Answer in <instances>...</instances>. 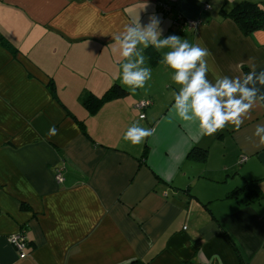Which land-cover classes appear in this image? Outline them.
I'll return each mask as SVG.
<instances>
[{
	"label": "crops",
	"instance_id": "0c3cea01",
	"mask_svg": "<svg viewBox=\"0 0 264 264\" xmlns=\"http://www.w3.org/2000/svg\"><path fill=\"white\" fill-rule=\"evenodd\" d=\"M242 2L264 11V0H0V264H264V147L253 135L264 100L238 130L194 139L172 110L178 86L161 52L140 46L152 76L133 92L113 50L125 25L155 17L162 35L207 49L208 79H243L264 70V30L246 36L223 17ZM178 16L200 25L182 30ZM111 89L125 94L94 114L82 105ZM136 122L153 135L133 145L123 136ZM192 148L204 163L189 161ZM254 180L259 198L228 197ZM19 232L24 257L10 244Z\"/></svg>",
	"mask_w": 264,
	"mask_h": 264
},
{
	"label": "clouds",
	"instance_id": "9594fccd",
	"mask_svg": "<svg viewBox=\"0 0 264 264\" xmlns=\"http://www.w3.org/2000/svg\"><path fill=\"white\" fill-rule=\"evenodd\" d=\"M160 24L159 18L153 17L144 26L125 25L113 37L116 46L113 50L124 61L120 65L122 85L135 92L151 79L152 69L146 65L140 46H152L161 52L160 62L170 70L171 80L178 86L172 110L179 120L196 126L194 139L211 136L226 126L238 130L257 99L264 100V94L258 97L256 86H264V70L259 73L251 70L243 79L217 75L213 82L208 79L207 49L175 34L162 35ZM48 134L55 136L56 127H51ZM152 135V129L136 122L127 129L123 139L136 145ZM253 135L258 138L259 146L264 147V123L256 125Z\"/></svg>",
	"mask_w": 264,
	"mask_h": 264
},
{
	"label": "trees",
	"instance_id": "16d2710c",
	"mask_svg": "<svg viewBox=\"0 0 264 264\" xmlns=\"http://www.w3.org/2000/svg\"><path fill=\"white\" fill-rule=\"evenodd\" d=\"M258 3L242 2L231 8L229 11L221 10L223 17H227L234 21L241 32L249 36L254 32L264 30V11ZM123 92H119L117 89H111L102 98H95L92 95H86L81 99L82 105L90 111L92 114L97 112V110L107 101L124 95ZM187 158L191 162H201L204 163L207 158V151L199 148H192ZM244 196L249 199V202L253 201L254 198H259V188L257 187V181H250L245 183V185L240 189L233 190L228 197ZM29 245L26 240L25 248ZM12 246V245H11ZM13 247V246H12ZM14 248V247H13ZM15 249V248H14ZM25 253V249H24ZM20 255V254H19ZM26 255V253H25ZM130 264H147L139 261L132 262Z\"/></svg>",
	"mask_w": 264,
	"mask_h": 264
},
{
	"label": "built area",
	"instance_id": "2783aa9c",
	"mask_svg": "<svg viewBox=\"0 0 264 264\" xmlns=\"http://www.w3.org/2000/svg\"><path fill=\"white\" fill-rule=\"evenodd\" d=\"M165 10H168L169 8L167 6H163ZM209 6L205 5L203 10H208ZM182 30H191V29H196L200 23L198 21H191V20H185L181 17L176 18L175 22ZM151 105V102L145 101L142 102L138 105L139 109H145ZM143 117L144 115H141L140 118ZM245 161V158H241L239 160V164H242ZM55 181L57 183H61L63 181V171L62 170H57L55 173ZM26 237L23 232H19V234L13 236L10 238V244L15 248V250L20 254L21 257L25 256L24 249H25V244H26Z\"/></svg>",
	"mask_w": 264,
	"mask_h": 264
}]
</instances>
